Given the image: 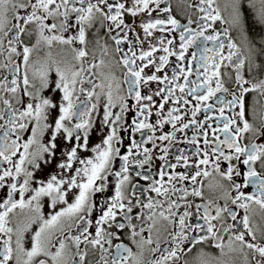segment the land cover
I'll return each mask as SVG.
<instances>
[{
	"label": "snow or ice",
	"instance_id": "snow-or-ice-1",
	"mask_svg": "<svg viewBox=\"0 0 264 264\" xmlns=\"http://www.w3.org/2000/svg\"><path fill=\"white\" fill-rule=\"evenodd\" d=\"M187 7L193 11L182 22L172 14L169 0H0V191L7 190L0 197V264H88L90 251L99 252L97 264H129L136 254L122 241L113 244L125 229L138 248L155 244L151 251L158 255L152 264H189L186 253L208 240L216 241L224 254V234L229 235L227 247L242 254L245 264H264V229L254 230L249 219L252 203L264 209V142H258L264 137V119L260 128L254 127L244 101L249 91L264 94V81L245 79L250 56L240 54L229 31L246 34L249 9L264 27V0H225L227 19L217 0H193ZM141 14L144 18L136 24ZM126 15L134 18L133 24L125 23ZM217 21L228 27L217 29ZM30 26L38 34L31 47L24 42L32 34ZM137 27L141 32H135ZM129 32L134 33L131 39ZM171 33H178V45ZM109 40L125 69L126 96H114L111 84L105 92V85L92 79L98 64L94 55L89 57V45L107 55ZM41 42L49 49L67 46L78 64L57 59L51 51L33 58ZM260 44L264 52V38ZM161 51L163 55H154ZM170 57L175 63L170 64ZM222 68L234 69V76ZM128 112L133 114L130 122L124 119ZM153 115L156 121L149 122ZM97 123L101 140L90 147ZM165 125L171 130L163 131ZM121 132L129 140L123 153L116 146L124 144ZM135 133L142 138L137 140ZM246 134H251L247 142ZM154 151L162 162L159 179L137 170L136 177L152 183L147 189L133 184V166L145 169ZM224 162L227 168L221 171ZM53 164L55 172H47ZM178 167L184 171L169 173ZM212 172L229 182L224 202L189 201V196H203V178ZM187 181L191 183L185 186ZM250 186L253 191L246 193ZM146 192L165 199L153 201ZM176 193L180 195L173 199ZM43 198L50 207L47 217ZM144 208L150 210L149 232L156 226L157 210L171 225L167 239L154 241L150 235L136 240L145 230ZM17 209L33 214L14 219ZM133 219L141 221L139 232ZM205 255L201 250L199 256ZM200 264L208 262L201 259Z\"/></svg>",
	"mask_w": 264,
	"mask_h": 264
},
{
	"label": "flooded vegetation",
	"instance_id": "flooded-vegetation-1",
	"mask_svg": "<svg viewBox=\"0 0 264 264\" xmlns=\"http://www.w3.org/2000/svg\"><path fill=\"white\" fill-rule=\"evenodd\" d=\"M171 7L173 9V15L176 16L177 19H181L183 22V17L185 14H192L191 9L187 7L188 4L192 3L193 0H169ZM218 4L220 5L221 8V14L225 17V19L228 18V11L225 9V0H217ZM153 16L156 14L153 13ZM246 21H247V32L242 33L240 30L236 28H230V34L232 37V40L237 44L238 48L240 49V54L242 56H250V62H251V70H249V61H246L244 69H243V75L246 80H248L250 83H259L260 81H264V52L260 50L261 44L260 41L262 38H264V27H262L259 23L255 21V13L253 10L249 9L246 13ZM144 18V14H141L140 16L135 18V23L139 24L141 20ZM125 23L126 24H133L134 18L131 17L130 15H126L124 17ZM215 27L217 29H222L224 27H228V25L224 24L222 21H217L215 24ZM29 32L32 34L30 36L24 37V42L28 44L30 47L33 45H36V40L38 39V34L35 30L34 26L29 27ZM135 32L139 33L141 32V29L137 27L135 29ZM48 33L46 32L45 35ZM101 35L103 36V31L101 30ZM129 38L131 39L132 36L134 35L133 32L128 33ZM154 35H160L159 31H156ZM170 35L176 36L177 37V45H178V33H171ZM141 40H144L143 35L141 34ZM151 43L155 44L156 41L152 40ZM125 50H127L128 45H124ZM252 48L253 51L249 53V48ZM144 50H148V44L144 43L143 44ZM115 45L112 43L110 40L108 41V54L107 55H102L101 49L98 47H95L93 45H89V57H92L93 55L96 57L98 67L93 69V72L95 75L92 77V79L95 80L97 84L103 83L105 85L104 91H107V86L109 84L112 85L113 89V94L115 95H120V96H126V90H127V84H125L124 81V72L125 69L122 67L119 61V54L115 52ZM194 49H190L192 51ZM51 51L53 56L57 59L61 60H66L67 62L71 64H78L77 61L73 59L74 53L67 47V46H62V45H53L51 49L48 48L46 44L41 42L39 45L36 46L34 52H33V58H43L46 56V54ZM137 54H139V49H137ZM164 53L157 52L154 55L157 57L159 55H163ZM103 59L104 64L99 65V60ZM4 57L0 56V62H3ZM87 62H85L86 65ZM139 63V61H138ZM175 63V57H170V64ZM256 65H259L257 67ZM167 70V68L165 69ZM148 71V69H146ZM222 72L229 73L230 75L234 76L235 70L234 69H229V68H222ZM6 74V73H4ZM194 78V77H193ZM52 79H55V75L53 74ZM117 85H119V88L117 89ZM226 86L229 87H234L231 83L226 84ZM149 87L155 89L156 85L151 84ZM245 87H248V85H245ZM142 93H147L148 89L144 88L142 86L141 88ZM97 91L99 92L100 89L97 88ZM45 95H49L48 92H45ZM59 93L56 94L54 98L58 99L59 98ZM104 95H101V104L104 103ZM245 101V109H246V118L249 120L250 123H253L254 127L260 128L261 127V120L264 119V94H261L260 91H249L248 93L245 94L244 97ZM128 103L131 105L133 101L131 99L128 100ZM165 108H168V105H165ZM118 110V109H116ZM102 111V110H101ZM155 111V109H154ZM253 112H255V116H253ZM133 114L131 112H128L124 119L127 121H131ZM157 117L155 115L151 116L149 118V122H155ZM99 128V123H97L96 128L93 129V131L90 134V141H89V146L92 147L96 143H99L101 140V136L98 135L97 129ZM171 130L170 125H165L163 128V131L168 132ZM147 131V130H145ZM105 132H107V129H105ZM160 133L157 132L156 135H159ZM121 136L124 137V144L123 145H116L117 147L121 148V152L123 153L125 151V146L129 144L128 140V133L127 132H121ZM251 134H246V140L247 142L248 138H250ZM135 137L137 140H140L141 134L140 133H135ZM221 139L223 137L221 136ZM258 142H264V137L260 138V141ZM159 144L160 142L157 141ZM166 143V142H165ZM149 148L152 147L151 144L147 145ZM162 146V145H161ZM180 147H184L183 144L179 145ZM175 152V149L172 150ZM191 156V152L188 153ZM86 155H91V153H87ZM154 160L151 164L145 165V169H139L136 166H133V169L131 170L132 176L131 180L133 184L138 183L139 185L143 186L145 189L148 188L149 184L152 183V180L150 179L149 181L143 180L142 177H136L135 176V171L139 170L143 172L144 174H151V177L154 179H159L157 172L161 167V160L158 158L159 152L154 151ZM169 159H172V153L169 154ZM235 163V161H233ZM119 164V161H117V166ZM240 170L242 172L246 171L245 166L240 165ZM227 168V162H224L221 165V171L225 170ZM55 164L50 165L47 169V172L52 173L55 172ZM257 170H259V167L257 165ZM169 173L172 171H184L182 167H178L175 170L168 169ZM211 171V169H210ZM38 177L43 178L45 176L44 173H37ZM112 177H109V180L112 181ZM234 179H238L234 176ZM167 180V176L165 177V181ZM239 182V181H238ZM185 186L190 184V181L183 182ZM165 187H168L167 184L164 185ZM222 186V187H221ZM177 188L181 187V184L177 183L176 184ZM254 186H250L249 188L244 189L246 193H250L253 191ZM229 190V182L221 179L217 173L212 172V174L207 177L203 178V187H202V192L203 196L202 197H193L189 196L188 200L195 203V204H202L205 203L209 200H212L214 203L222 204L224 202L223 197L225 191ZM7 190L0 191V197L4 196V193ZM28 193L25 194V199L28 197ZM148 197H151L153 201L156 200H161L163 201L165 199L164 196H157L155 192H146L145 194ZM180 193H176L172 196L173 199H175L177 196H179ZM231 195H235L234 192L231 193ZM19 199V195L16 197ZM99 199V194L96 197ZM71 196L69 197V200L71 202ZM146 202V201H145ZM43 203V214L45 217L48 216L50 212V207L47 201V198H43L42 200ZM164 207H167L165 204ZM240 213V216H243L244 210L243 209H237ZM17 211V216L14 217V219H20L23 220L26 216L32 215L33 213H30L28 209L23 210L21 212L19 209ZM141 211V209H135L134 210V215L135 212ZM144 213V220H143V227H144V232L140 233L136 237L137 241L140 240H146L150 235L152 239L155 241L157 239H160L161 241L167 239V232L171 230V225L163 220L162 218L159 217L158 210L157 214L154 217L156 221V226L152 229L151 232L148 231V224L151 223L148 221L147 216L149 213V209L144 208L143 210ZM181 212L183 209L180 210ZM214 214V213H213ZM93 218L97 216L96 212H93ZM249 219H250V226L259 232V230L264 229V209H261L259 205L252 203L249 207ZM134 224L137 225V231L139 232V227L141 225V221L133 219L132 221ZM214 223H217L214 221ZM229 223L231 221L229 220ZM219 226V225H218ZM228 240H229V235L224 234L223 235V243L226 246L224 248V254L221 253V250L216 247V241L214 240H208L205 242H202L201 244L196 245L195 247L192 248L191 252H187L184 259L189 261V264H200V260H206L208 264H245V259L242 254H240L238 251L233 252L231 251L227 245H228ZM123 242L125 245H127L129 248L132 249V252L136 254V260H129V264H137V261L139 264H152V261L156 258V255L154 254L151 249L155 247V244L153 245H147L145 244L143 248H138L136 243H134L131 239V235L128 229H125L121 235H120V241H113V244ZM30 247V245H26ZM163 246V245H162ZM83 247V246H82ZM235 247V245H234ZM201 250L203 253L206 255L203 256L202 258L199 256ZM247 251V250H245ZM74 249L70 247L69 249V254H73ZM99 259V252L98 251H90L89 252V257H88V264H97V261ZM249 260H251V256L249 255L248 257Z\"/></svg>",
	"mask_w": 264,
	"mask_h": 264
}]
</instances>
